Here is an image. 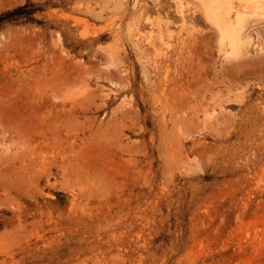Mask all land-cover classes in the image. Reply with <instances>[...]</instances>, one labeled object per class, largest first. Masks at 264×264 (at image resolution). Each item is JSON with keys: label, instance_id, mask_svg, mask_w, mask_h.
<instances>
[{"label": "rangeland", "instance_id": "obj_1", "mask_svg": "<svg viewBox=\"0 0 264 264\" xmlns=\"http://www.w3.org/2000/svg\"><path fill=\"white\" fill-rule=\"evenodd\" d=\"M244 19L229 55L196 0H0V264H264Z\"/></svg>", "mask_w": 264, "mask_h": 264}, {"label": "bare ground", "instance_id": "obj_2", "mask_svg": "<svg viewBox=\"0 0 264 264\" xmlns=\"http://www.w3.org/2000/svg\"><path fill=\"white\" fill-rule=\"evenodd\" d=\"M243 6V13L237 15L235 22L230 21L229 13L233 0H196L202 8L205 17L217 27L220 33V39L227 38L229 43V55H238L249 42V39L241 36L245 23L244 16H257L264 13V0H238ZM172 37L170 31L160 36L164 41Z\"/></svg>", "mask_w": 264, "mask_h": 264}]
</instances>
